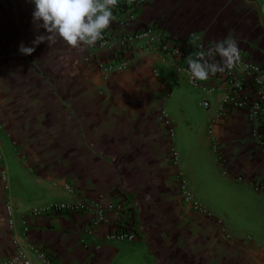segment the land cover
I'll return each instance as SVG.
<instances>
[{
    "label": "crops",
    "instance_id": "crops-1",
    "mask_svg": "<svg viewBox=\"0 0 264 264\" xmlns=\"http://www.w3.org/2000/svg\"><path fill=\"white\" fill-rule=\"evenodd\" d=\"M34 7L31 0H0V118L26 157L3 165L10 185L6 202L27 215L28 242L43 246L56 264H264L263 212L249 213L252 237L235 223L220 224L211 206V212L191 211L174 179L182 175L195 201L207 204L222 185L221 194L235 188L246 195L250 184L263 180L264 153L243 112L220 116L212 130L220 159L204 158L208 115L194 126L202 127L197 142L183 129L194 123L192 101L160 72L156 54L136 51L126 71L106 78L79 60L82 50L59 38L50 48L45 42L21 55V43L30 47L45 34L33 24ZM138 20L173 38L196 33L211 45L232 34L240 51L264 64V0H147ZM171 150H178L179 160ZM200 176L217 190L201 186ZM65 186L74 199L91 203H107L119 193L131 208L135 241L104 240L112 216L90 235L89 212L29 216L34 207L71 198ZM0 230L2 260L13 255L20 230L2 224Z\"/></svg>",
    "mask_w": 264,
    "mask_h": 264
},
{
    "label": "built area",
    "instance_id": "built-area-1",
    "mask_svg": "<svg viewBox=\"0 0 264 264\" xmlns=\"http://www.w3.org/2000/svg\"><path fill=\"white\" fill-rule=\"evenodd\" d=\"M147 0H118L112 9L114 19L111 28L103 33V39L93 47L82 50L80 61L91 67L102 78L110 74L122 73L128 68L136 51L154 53L159 64L166 71H172L192 91L200 95L199 106L207 115L205 129L206 144L212 155L220 159V144L213 135V126L220 116L229 110L242 111L250 124V135L255 145L264 153V64L254 58L247 50L240 51V63L232 70L209 76L206 81H193L187 72L186 57L211 44L204 41L198 34L190 33L177 40L164 29L151 23H141L138 12ZM219 61V57H216ZM158 69L152 70L156 76ZM214 99V104L212 100ZM163 124L168 127V135L172 137L173 128L166 115L162 114ZM173 159L177 157L171 150ZM182 202L189 205L191 211L203 214L205 211L190 195L185 178L176 174ZM252 191L261 195L264 200V179L250 184ZM71 198L68 200L48 202L34 207L29 216L70 215L82 212L91 214L88 228L90 235L100 225L109 222L110 229L104 240L110 243H132L136 239L135 225L129 204L119 193H114L111 201L101 204L74 199L69 187L65 186ZM27 215L15 211L8 201L5 204V223L10 231L20 230V240L14 241V253L0 264H56L43 246H36L27 240Z\"/></svg>",
    "mask_w": 264,
    "mask_h": 264
},
{
    "label": "clouds",
    "instance_id": "clouds-1",
    "mask_svg": "<svg viewBox=\"0 0 264 264\" xmlns=\"http://www.w3.org/2000/svg\"><path fill=\"white\" fill-rule=\"evenodd\" d=\"M34 4L33 24L43 28L45 34L37 35L32 46L19 45L21 55H32L36 46L47 42L49 48L57 38L72 49L83 50L93 47L103 39L110 27L112 9L118 0H31ZM132 3V0H129ZM219 57L217 61L216 57ZM241 60L237 39L229 34L223 40L213 41L211 47L186 57L187 72L193 81H206L209 76L234 69ZM4 218L0 217V223Z\"/></svg>",
    "mask_w": 264,
    "mask_h": 264
},
{
    "label": "rangeland",
    "instance_id": "rangeland-1",
    "mask_svg": "<svg viewBox=\"0 0 264 264\" xmlns=\"http://www.w3.org/2000/svg\"><path fill=\"white\" fill-rule=\"evenodd\" d=\"M160 72L167 76L168 78H170L169 81H173L172 83H177L176 86L177 88V92H179V95L181 96L182 94L184 96H188L189 99H191L192 103L190 102L188 104V110L190 112V116L194 119V123L191 126H183V129H187L189 128L191 130V134L194 135V137L196 138L197 142H200L202 140V134L201 132V124H199L200 129L195 128L194 126L196 124L199 123V121H203L206 118V112L204 110H202V108H200L199 106V100H200V95L196 92V91H192L190 90L184 83H180L182 82V79L177 76L175 73H173L172 71H164V69H161ZM159 72V74H160ZM1 98V95H0ZM193 98V99H192ZM188 129V130H189ZM173 134H176V130H173ZM173 135V137H174ZM204 145L206 146L205 151L203 154H205V156H203L206 159H210V160H216L215 157L212 155V153L210 152L209 148L207 147V144L204 143ZM15 145L14 142L11 140V137L9 136V129L5 127V125H2V121L0 118V216L3 214H1V212H4V215L2 216L4 218V222L0 223V227L1 224L3 225V227H5L6 229V223H5V202H6V197H7V192L9 193L10 190V185H9V173H7V171L4 169V164L5 161H12L13 156L17 157V160L20 162H24L26 161V157L23 153H19L15 150ZM176 154L179 155L178 150H175ZM208 154V156H207ZM202 158V157H201ZM177 160H179V157H177ZM212 168V167H211ZM199 171H202L199 170ZM213 171V168L210 170L211 172V176H213V174H215ZM197 174V173H196ZM216 174L218 175V177H220V179L222 180L219 171H216ZM201 180H202V184L201 186H208L209 191H215L217 190V186L218 185H214L211 184L209 182V180L203 178V176H200ZM219 179V181L221 182V184H225V182L221 181ZM186 183H188V181L185 179ZM219 184V185H221ZM223 186V185H222ZM222 186H220V190H223ZM224 187V186H223ZM188 184H187V189H188ZM218 191L214 194V196L211 197V201L209 202V204L204 203L205 201L203 200H196L198 202V204L200 205V207L206 212H211V207L216 209V213L219 219V223L221 224V222H227L226 224H234L235 226L239 228V230L237 231H241L243 233L249 234L252 237L255 235V232H249L250 230H254V227L249 226V220H250V215L251 211L254 209L256 211H261L264 213V200L261 197V195H257L255 194L252 189L250 187H248L246 189V195L244 194H239L238 192H241L240 190H234L232 192H226L225 188H224V194H221V191ZM232 189H229L228 191H231ZM3 191H4V195H3ZM212 193V192H211ZM212 194V195H213ZM193 197V195H191ZM195 197H193L194 199ZM196 199V198H195ZM194 199V200H195ZM211 206V207H210ZM256 207V208H255ZM3 209V210H2ZM224 224V223H223ZM225 230V229H224ZM1 233V230H0ZM11 243L13 244V241L11 240ZM9 258V257H8ZM7 259V258H5ZM0 260V262H2L3 260ZM130 264H136L135 262ZM138 264V263H137ZM141 264V263H139Z\"/></svg>",
    "mask_w": 264,
    "mask_h": 264
},
{
    "label": "trees",
    "instance_id": "trees-1",
    "mask_svg": "<svg viewBox=\"0 0 264 264\" xmlns=\"http://www.w3.org/2000/svg\"><path fill=\"white\" fill-rule=\"evenodd\" d=\"M180 38H181V37H179V38H175V39L180 40Z\"/></svg>",
    "mask_w": 264,
    "mask_h": 264
}]
</instances>
